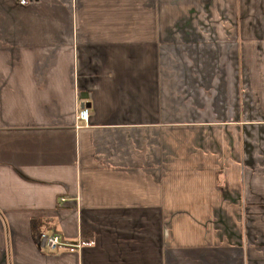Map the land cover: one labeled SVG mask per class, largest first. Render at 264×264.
Returning a JSON list of instances; mask_svg holds the SVG:
<instances>
[{
  "label": "crops",
  "instance_id": "1",
  "mask_svg": "<svg viewBox=\"0 0 264 264\" xmlns=\"http://www.w3.org/2000/svg\"><path fill=\"white\" fill-rule=\"evenodd\" d=\"M0 264H264V0H0Z\"/></svg>",
  "mask_w": 264,
  "mask_h": 264
},
{
  "label": "built area",
  "instance_id": "2",
  "mask_svg": "<svg viewBox=\"0 0 264 264\" xmlns=\"http://www.w3.org/2000/svg\"><path fill=\"white\" fill-rule=\"evenodd\" d=\"M19 3L24 4L27 0H17ZM77 118L80 120H87L88 119V110L85 107H82L77 114ZM59 203L64 205L66 203H71L70 200H65V198H60ZM41 242L48 248V249H56L59 246L65 245L62 238L57 233H47L43 232L41 234Z\"/></svg>",
  "mask_w": 264,
  "mask_h": 264
},
{
  "label": "trees",
  "instance_id": "3",
  "mask_svg": "<svg viewBox=\"0 0 264 264\" xmlns=\"http://www.w3.org/2000/svg\"><path fill=\"white\" fill-rule=\"evenodd\" d=\"M32 231H33V233H35V237H36V239H38V241H39V243H40V240H41V234L44 232V231H42L41 229H39V228H37V230H33V228H32ZM48 231V230H47ZM52 233H54L53 231H52Z\"/></svg>",
  "mask_w": 264,
  "mask_h": 264
},
{
  "label": "rangeland",
  "instance_id": "4",
  "mask_svg": "<svg viewBox=\"0 0 264 264\" xmlns=\"http://www.w3.org/2000/svg\"><path fill=\"white\" fill-rule=\"evenodd\" d=\"M40 243L42 244L41 240H40ZM40 243H39V244H40Z\"/></svg>",
  "mask_w": 264,
  "mask_h": 264
}]
</instances>
